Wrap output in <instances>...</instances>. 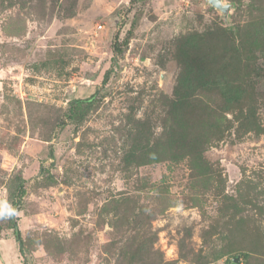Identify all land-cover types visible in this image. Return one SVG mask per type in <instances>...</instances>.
Here are the masks:
<instances>
[{"label":"rangeland","instance_id":"obj_1","mask_svg":"<svg viewBox=\"0 0 264 264\" xmlns=\"http://www.w3.org/2000/svg\"><path fill=\"white\" fill-rule=\"evenodd\" d=\"M227 1L0 0V264H264V0Z\"/></svg>","mask_w":264,"mask_h":264},{"label":"trees","instance_id":"obj_2","mask_svg":"<svg viewBox=\"0 0 264 264\" xmlns=\"http://www.w3.org/2000/svg\"><path fill=\"white\" fill-rule=\"evenodd\" d=\"M114 52H115L116 55L114 56V61L113 62L115 63L117 61L116 57L118 56V54L122 53V48H119L117 46V43L114 45ZM112 71H113L112 67H110L106 71V73L104 75V79H103L104 83L108 82ZM95 97H96V93L94 95L90 96L89 98L79 99V100H76V101L77 102H87L88 104H92L94 102ZM17 189H18V191H17V195L16 196H18V198L13 201L14 206L12 208V210H15V215H12L10 217H11V226L13 228L14 237L18 241L21 251H23L24 250V246H23L24 241H23V237L21 235V230H20L18 222H17L16 211L19 209V204L21 203L22 198H23L24 193H25V188H24V185L21 183L17 187ZM26 264H27V262H26Z\"/></svg>","mask_w":264,"mask_h":264},{"label":"water","instance_id":"obj_3","mask_svg":"<svg viewBox=\"0 0 264 264\" xmlns=\"http://www.w3.org/2000/svg\"><path fill=\"white\" fill-rule=\"evenodd\" d=\"M206 2L218 9L226 20L229 18L230 10L234 6L232 2H228L227 0H206ZM233 260L234 264H237L240 260V256L235 257Z\"/></svg>","mask_w":264,"mask_h":264},{"label":"clouds","instance_id":"obj_4","mask_svg":"<svg viewBox=\"0 0 264 264\" xmlns=\"http://www.w3.org/2000/svg\"><path fill=\"white\" fill-rule=\"evenodd\" d=\"M8 216L15 215V210L10 209L7 213Z\"/></svg>","mask_w":264,"mask_h":264}]
</instances>
